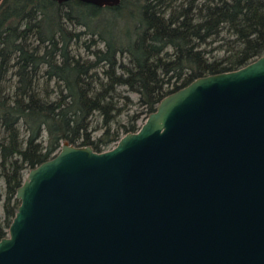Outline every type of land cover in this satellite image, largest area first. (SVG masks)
Segmentation results:
<instances>
[{
  "label": "water",
  "instance_id": "1",
  "mask_svg": "<svg viewBox=\"0 0 264 264\" xmlns=\"http://www.w3.org/2000/svg\"><path fill=\"white\" fill-rule=\"evenodd\" d=\"M15 199L0 264H264V53L165 95L109 149L63 141Z\"/></svg>",
  "mask_w": 264,
  "mask_h": 264
},
{
  "label": "trees",
  "instance_id": "2",
  "mask_svg": "<svg viewBox=\"0 0 264 264\" xmlns=\"http://www.w3.org/2000/svg\"><path fill=\"white\" fill-rule=\"evenodd\" d=\"M263 53L264 0H0V239L63 141L109 149L165 95Z\"/></svg>",
  "mask_w": 264,
  "mask_h": 264
},
{
  "label": "rangeland",
  "instance_id": "3",
  "mask_svg": "<svg viewBox=\"0 0 264 264\" xmlns=\"http://www.w3.org/2000/svg\"><path fill=\"white\" fill-rule=\"evenodd\" d=\"M81 52L83 53V49L81 50ZM131 97L135 100L137 98V95L134 93H131ZM146 118V116H142L138 121H137V126L140 127V125L143 123L144 119ZM122 121H125V117L123 116L121 118Z\"/></svg>",
  "mask_w": 264,
  "mask_h": 264
}]
</instances>
